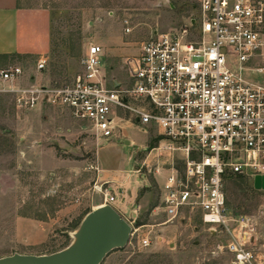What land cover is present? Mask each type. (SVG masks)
Returning <instances> with one entry per match:
<instances>
[{"label": "rangeland", "instance_id": "rangeland-1", "mask_svg": "<svg viewBox=\"0 0 264 264\" xmlns=\"http://www.w3.org/2000/svg\"><path fill=\"white\" fill-rule=\"evenodd\" d=\"M19 2L45 10L49 18L47 54L0 62V68L20 65L26 84L70 82L90 44L102 47L106 76L124 80V60L137 54L154 32L187 24L197 7L196 0ZM40 58L46 63L37 73ZM253 66L263 69L257 81L264 85V48ZM124 138L127 144L103 145L61 109H18L11 94L0 92V257L65 248L84 216L103 204L106 192L116 196L113 207L126 221L131 204L139 210L127 245L101 264H240L225 249L229 237L224 230L204 225L196 213L167 221L157 209L162 178L149 156L155 141L136 127L127 129ZM224 193L229 213L246 216L253 225L248 264H264V190L245 177L229 175ZM135 194L138 200L130 204ZM145 237L147 247L141 245Z\"/></svg>", "mask_w": 264, "mask_h": 264}, {"label": "built area", "instance_id": "built-area-1", "mask_svg": "<svg viewBox=\"0 0 264 264\" xmlns=\"http://www.w3.org/2000/svg\"><path fill=\"white\" fill-rule=\"evenodd\" d=\"M196 2L187 24L154 32L124 60V80L106 76L103 49L90 44L70 82L26 84L14 64L0 68V92L11 94L18 109H61L103 145L125 141L132 127L151 136L149 156L162 178L157 209L168 222L196 213L204 225L224 230L227 252L248 264L254 228L248 217L229 213L224 181L264 176V85L257 81L263 69L253 66L264 48V3ZM45 63L38 59L35 71ZM103 194V204L113 207L116 196ZM138 210L130 205L131 227Z\"/></svg>", "mask_w": 264, "mask_h": 264}, {"label": "water", "instance_id": "water-1", "mask_svg": "<svg viewBox=\"0 0 264 264\" xmlns=\"http://www.w3.org/2000/svg\"><path fill=\"white\" fill-rule=\"evenodd\" d=\"M253 185L264 190V176L256 177ZM131 234L130 224L112 206L102 204L84 216L65 248L41 255L12 253L0 257V264H101L110 252L124 248Z\"/></svg>", "mask_w": 264, "mask_h": 264}, {"label": "crops", "instance_id": "crops-1", "mask_svg": "<svg viewBox=\"0 0 264 264\" xmlns=\"http://www.w3.org/2000/svg\"><path fill=\"white\" fill-rule=\"evenodd\" d=\"M49 47V18L45 10L23 7L19 0H0V62L39 58L47 54ZM136 195L130 204L137 202Z\"/></svg>", "mask_w": 264, "mask_h": 264}, {"label": "trees", "instance_id": "trees-1", "mask_svg": "<svg viewBox=\"0 0 264 264\" xmlns=\"http://www.w3.org/2000/svg\"><path fill=\"white\" fill-rule=\"evenodd\" d=\"M12 58H14V57H12ZM236 176H238V177H242V176H239V175H236Z\"/></svg>", "mask_w": 264, "mask_h": 264}]
</instances>
